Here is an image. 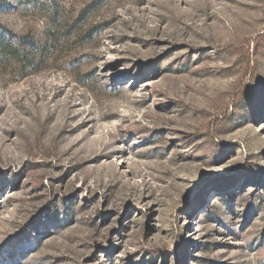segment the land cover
I'll list each match as a JSON object with an SVG mask.
<instances>
[{
    "label": "rangeland",
    "instance_id": "1",
    "mask_svg": "<svg viewBox=\"0 0 264 264\" xmlns=\"http://www.w3.org/2000/svg\"><path fill=\"white\" fill-rule=\"evenodd\" d=\"M0 264H264V0H0Z\"/></svg>",
    "mask_w": 264,
    "mask_h": 264
},
{
    "label": "trees",
    "instance_id": "2",
    "mask_svg": "<svg viewBox=\"0 0 264 264\" xmlns=\"http://www.w3.org/2000/svg\"><path fill=\"white\" fill-rule=\"evenodd\" d=\"M27 46L35 47L33 41L29 38L17 37L11 32L0 28V57L14 60L20 68H24L32 60L28 55Z\"/></svg>",
    "mask_w": 264,
    "mask_h": 264
}]
</instances>
